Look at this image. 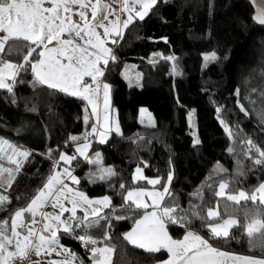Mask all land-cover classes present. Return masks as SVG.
<instances>
[{
	"label": "trees",
	"instance_id": "16d2710c",
	"mask_svg": "<svg viewBox=\"0 0 264 264\" xmlns=\"http://www.w3.org/2000/svg\"><path fill=\"white\" fill-rule=\"evenodd\" d=\"M253 13L249 0H159L143 21L137 19L122 30V38L112 44L115 60L109 61L103 75L111 86V113L122 135L113 131L105 143L96 138L88 152L92 159L100 153L102 166L114 168L116 175L103 181L90 176L101 165L79 156L71 165L79 179L76 189L89 196H109L111 206L102 213L108 219L98 226L60 232V242L76 258L91 261L92 246L85 247L77 238L86 233L99 241L96 247L108 243L115 248L113 264L155 263L168 256L164 249L149 253L124 239L143 213L123 207L126 191L148 185L145 180L134 182L136 166H142L147 176L159 177L157 187L164 186L172 174L171 198L166 197L163 206L178 205L177 216L182 219L167 223L171 236L180 238L192 231L215 248L264 258L259 236L250 244L244 231L233 227L229 238L213 239L206 226L209 221L192 215L197 210L205 216L208 208L218 204L221 218L232 215L244 224V212L259 208L258 203L236 205L215 195L221 181L228 182L227 194L239 190L251 194L264 181V164L254 163L258 153L253 148L249 155L244 143L251 139L264 149V124L236 95L244 81L253 79L264 53V26ZM13 48L16 51L10 53L6 46L3 58L20 63L26 54L25 42L14 43ZM212 53L217 58L205 60ZM130 62L140 71L139 85L128 84L124 78L123 69ZM33 79L30 70L21 72L14 95L0 90V137L31 152L12 187L4 191L11 202L0 207V222L10 223L15 211L28 205L52 174L59 155L73 152L76 142L69 138L81 136L93 123L92 119L84 122L86 101L44 85L33 86ZM141 104L152 111L153 124L140 121ZM218 167L226 171L216 174ZM77 215L82 212L78 210ZM105 233L111 239L106 240Z\"/></svg>",
	"mask_w": 264,
	"mask_h": 264
},
{
	"label": "snow or ice",
	"instance_id": "6c2138e0",
	"mask_svg": "<svg viewBox=\"0 0 264 264\" xmlns=\"http://www.w3.org/2000/svg\"><path fill=\"white\" fill-rule=\"evenodd\" d=\"M158 2L159 0H0V90L14 95L18 76L21 72L30 70L34 77L33 86L44 85L86 101L85 124H88L90 118L87 106H91V115L95 118L90 132L69 138L71 142H76V154L61 153L54 162L52 174L28 205L15 211L10 223L8 220L0 222V264H23L31 253L50 256L54 252L58 256H64V259L51 260L49 264H74L77 259L75 254L60 245V232L71 234L74 228L90 229L98 226L101 220L108 219L102 213L104 208L111 206L109 196L90 199L84 192L65 183V179L71 181L72 185L79 184V179L70 168L78 156L94 165H101L90 176L103 181L116 175L114 168L102 166L100 153H96L94 159L88 156L91 147L89 137L98 136L99 142L105 143L113 131L122 135L118 119L110 116L111 86L100 82L109 61L115 60L108 43H117L115 37L122 38V29H127L137 19L143 21ZM257 2L258 0H250V3ZM114 5H119V8ZM124 13L127 15L122 20L121 14ZM73 16H78L79 20H74ZM255 20L264 26V6L257 10ZM101 29L102 32L99 31ZM21 41L25 42L26 48L22 61L14 63L4 59L6 46L8 52H14L16 50L13 44ZM209 58L215 60L217 57L212 53L211 57L205 56V60ZM239 94L237 89L236 95ZM12 102L15 103V100ZM240 108L245 111L242 104ZM225 128L230 137L234 135L231 128L227 125ZM244 143L249 155L253 148L258 153L254 163L264 164V149L256 146L251 139ZM51 151L50 149V158ZM228 151L233 152L234 149L229 148ZM30 155V151L0 137V207L11 202L4 191L12 187ZM61 163L64 165L62 169ZM221 171L226 170L222 167L214 169L216 174ZM142 172L143 169L136 168L134 182L147 179ZM172 178L170 173L162 191H127L123 207L143 210V215L135 222L132 231L124 234L126 241L149 253L166 250L169 256L163 264H264V258L221 251L213 247L209 240L192 231H188L182 239L174 240L167 231V223H178L182 219L177 216L180 209L176 204L163 206L165 198H171L169 189ZM147 182L155 186L161 180L158 178ZM120 187L124 188V185ZM228 187V182L221 181L215 195L236 205L242 201L258 203L259 208L255 212H244L246 223L241 224L233 216L221 218L218 204L215 208H208L205 216H200L197 210H193L192 215L209 221L206 226L213 239H227L230 237V230L238 227L249 238L250 244L259 236L264 249V183H260L251 194L244 190L226 194ZM196 195L199 197L200 193ZM145 197L149 199L146 200ZM46 207H51L53 211H44ZM149 208L152 210L148 211ZM78 210L82 212V216L77 215ZM65 213L69 214L66 218ZM25 214H29L30 219L26 220ZM37 215L42 220L39 229L35 227L38 223ZM216 220L220 222H212ZM77 238L85 247L92 246L90 251L93 264H113L114 247H96L99 241L87 233ZM104 238L111 239L107 233ZM57 248L61 251L57 252Z\"/></svg>",
	"mask_w": 264,
	"mask_h": 264
},
{
	"label": "rangeland",
	"instance_id": "374dc122",
	"mask_svg": "<svg viewBox=\"0 0 264 264\" xmlns=\"http://www.w3.org/2000/svg\"><path fill=\"white\" fill-rule=\"evenodd\" d=\"M260 63L262 65V68H260L261 65L258 67L257 71L255 72V74L253 76V79H251L249 77L242 84V88H241L242 90L240 92V96H241V103L244 104L245 106H248L253 112H255V114L258 115V117L260 118L261 123L264 124V53L261 55ZM123 73H124V78L128 82V84H136V85L140 84V80H141L140 71L136 68V65L133 64L132 62L125 65V67L123 69ZM86 79H88V78H86ZM100 82H101V84H103L102 78H101ZM102 92H103V89H101V94H102ZM88 109H89L88 115L90 117L89 120L92 119L94 121L95 118L92 117V115H91V106H88ZM142 110H144V111H142ZM110 116L115 117L112 113L110 114ZM139 119H140V121H143V122H146L149 124H153L155 122L154 115H153L152 111L145 104H141L139 106ZM86 131L90 132L91 127L84 130L83 133H85ZM83 133H81V135ZM89 140L91 141V145H92V142L94 139L89 137ZM75 148H76V143H74L72 153H69L67 151H63L62 153H66L68 155H74V154H76ZM66 183H68L72 186L71 181H67ZM67 206L70 207V205H67ZM45 209L48 212L53 211V209L51 207H47ZM45 209H44V211H45ZM187 209L189 210V208H187ZM64 215H66V214H64ZM25 217H26V220L30 219L29 214H25ZM36 220H38V215L36 217ZM39 223H41V217L39 219ZM59 242H60V240H59ZM60 245H63L62 242H60ZM105 245L111 247V245H109V244H103L102 246H99V247H104ZM63 247H64V245H63ZM57 252H60V250L58 248H57ZM31 256H32V258H34L37 255L35 253H32Z\"/></svg>",
	"mask_w": 264,
	"mask_h": 264
},
{
	"label": "crops",
	"instance_id": "0c3cea01",
	"mask_svg": "<svg viewBox=\"0 0 264 264\" xmlns=\"http://www.w3.org/2000/svg\"><path fill=\"white\" fill-rule=\"evenodd\" d=\"M47 6V5H46ZM114 7H117V8H119V5H114ZM126 13H124V14H121V19L123 20V19H125L126 18ZM89 18H90V12H89ZM73 19L74 20H79V17L78 16H73ZM123 30V29H122ZM99 31H101L102 32V29L101 30H99ZM116 39H118L119 37H115ZM108 47H110V48H112L113 49V47H112V43L111 42H109L108 43ZM113 51V50H112ZM13 62V61H12ZM102 80H103V77H102ZM103 83H105V81L103 80ZM110 102H111V100H110ZM101 107H102V99H101ZM110 114H111V112H110ZM92 138V137H91ZM96 138H97V140L99 139V137L98 136H96ZM95 138V139H96ZM94 139V140H95ZM82 142V141H81ZM91 148V147H90ZM89 152V151H88ZM84 159V158H83ZM73 163V162H72ZM72 165V164H71ZM71 165H70V168L72 169V167H71ZM64 167V165H63V163H61V165H60V168L62 169ZM137 167H140L141 169H143V167L142 166H136L135 167V169H134V171H133V174H132V177H134V175H135V173H136V168ZM73 170V169H72ZM74 172V171H73ZM142 175L144 176V177H146L147 179L145 180L146 182H147V180H151V179H158L159 177H157V176H147V175H145V173H144V170H143V172H142ZM67 181H69V180H67V179H65V183L67 182ZM46 183V182H45ZM167 183V180H166V182H165V184ZM261 183H264V181L263 182H261ZM147 184H148V182H147ZM164 184V185H165ZM43 187V186H42ZM41 187V188H42ZM72 187H74V188H76L74 185H72ZM258 187V186H257ZM40 188V189H41ZM39 189V190H40ZM136 189H145V190H147V191H157V190H160V191H162L163 190V186L162 187H157V185H155V186H153V185H150V184H148V185H146V186H136V187H132V188H130V189H128V190H136ZM38 190V191H39ZM78 190V189H77ZM127 190V191H128ZM217 190H218V188H217ZM78 191H80V190H78ZM127 191H126V193H127ZM240 191V190H239ZM226 194H227V192H226ZM126 195V194H125ZM90 199H100V198H103L104 196H106V195H101V196H89V195H87ZM145 199L147 200V199H149L148 197H145ZM66 204H67V202H65ZM23 208V207H22ZM47 208V207H46ZM215 208V207H214ZM21 209V208H20ZM105 209V208H104ZM44 210V209H43ZM152 209L151 208H149L148 209V211H151ZM45 211H46V209H45ZM67 216L69 215L68 213H65ZM143 215V213L138 217V219L137 220H139L140 218H141V216ZM228 216H232V215H228ZM228 216H226V217H224V219H226V218H228ZM234 218H236L235 216H233ZM39 219H40V216L38 215V223L36 224V228L37 229H39L40 227H41V223H42V220H41V223H39ZM136 220V221H137ZM135 221V222H136ZM135 222H134V224L125 232V233H128V232H130V231H132V229L135 227ZM218 222H220V221H216L215 223H218ZM167 231H168V229H167ZM188 232V231H187ZM187 232L186 233H184L183 235H182V237H180V238H175V237H173V236H171L170 235V233H169V235L174 239V240H179V239H182L186 234H187ZM63 245H64V247L65 248H68V249H70L68 246H66L64 243H62ZM104 244H108V243H104ZM62 245V246H63ZM103 245V244H102ZM102 245H100V246H102ZM110 245V244H109ZM99 247V246H98ZM60 251H61V249L60 248H58ZM218 249V248H217ZM219 250H221V249H219ZM71 251V250H70ZM221 251H223V250H221ZM226 252V251H225ZM71 253H73L72 251H71ZM230 253V252H229ZM235 254H237V253H235ZM32 253L29 255V264H49V262L51 261V260H62V259H64V256H58L55 252L54 253H52L50 256H48V255H44V254H41L40 256H35L34 258H32ZM238 255H243V254H238ZM168 256H169V254H168ZM168 256L164 259V260H162V261H158V262H155V263H146V264H163V261H165V260H167L168 259ZM243 256H250V255H243ZM257 258H260V257H257ZM69 259H70V257H69ZM74 264H93V259H92V255H91V261H90V263H84L83 261H81L80 259H76V261L74 262Z\"/></svg>",
	"mask_w": 264,
	"mask_h": 264
},
{
	"label": "water",
	"instance_id": "95a60500",
	"mask_svg": "<svg viewBox=\"0 0 264 264\" xmlns=\"http://www.w3.org/2000/svg\"><path fill=\"white\" fill-rule=\"evenodd\" d=\"M250 1V0H249ZM253 9H254V13H253V17L255 19V16H256V13H257V10L261 7V6H264V0H258L257 3H251Z\"/></svg>",
	"mask_w": 264,
	"mask_h": 264
},
{
	"label": "built area",
	"instance_id": "2783aa9c",
	"mask_svg": "<svg viewBox=\"0 0 264 264\" xmlns=\"http://www.w3.org/2000/svg\"><path fill=\"white\" fill-rule=\"evenodd\" d=\"M92 138L95 139L96 136H92ZM17 264H19V262H17ZM23 264H29V257L23 262Z\"/></svg>",
	"mask_w": 264,
	"mask_h": 264
}]
</instances>
